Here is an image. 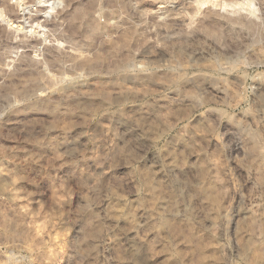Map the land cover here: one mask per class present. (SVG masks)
<instances>
[{
	"label": "clouds",
	"instance_id": "obj_1",
	"mask_svg": "<svg viewBox=\"0 0 264 264\" xmlns=\"http://www.w3.org/2000/svg\"><path fill=\"white\" fill-rule=\"evenodd\" d=\"M0 264H264V0H0Z\"/></svg>",
	"mask_w": 264,
	"mask_h": 264
}]
</instances>
